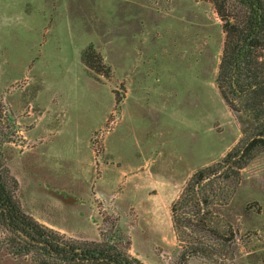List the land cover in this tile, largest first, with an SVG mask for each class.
Instances as JSON below:
<instances>
[{
  "label": "rangeland",
  "instance_id": "374dc122",
  "mask_svg": "<svg viewBox=\"0 0 264 264\" xmlns=\"http://www.w3.org/2000/svg\"><path fill=\"white\" fill-rule=\"evenodd\" d=\"M218 15L212 0H0V173L24 214L59 242L178 264L172 203L242 137L215 84ZM240 173L217 206L224 255L187 264H264V150ZM9 238L0 221V264H69Z\"/></svg>",
  "mask_w": 264,
  "mask_h": 264
},
{
  "label": "trees",
  "instance_id": "16d2710c",
  "mask_svg": "<svg viewBox=\"0 0 264 264\" xmlns=\"http://www.w3.org/2000/svg\"><path fill=\"white\" fill-rule=\"evenodd\" d=\"M212 1L225 33L215 84L225 105L242 118V137L221 158L192 172L172 203L173 229L183 242L178 264L196 257L214 261L224 255L217 244L222 237L217 206L229 199L230 185L233 191L238 187L240 172L255 152L264 150V0H232L238 8L231 12H227L230 0ZM0 221L22 239L20 245L8 239L16 255L36 251L69 264H142L115 239L83 245L59 242L49 228L21 211L1 173Z\"/></svg>",
  "mask_w": 264,
  "mask_h": 264
}]
</instances>
